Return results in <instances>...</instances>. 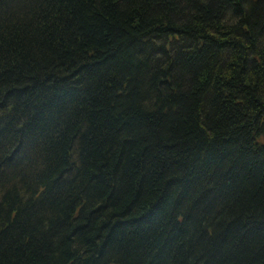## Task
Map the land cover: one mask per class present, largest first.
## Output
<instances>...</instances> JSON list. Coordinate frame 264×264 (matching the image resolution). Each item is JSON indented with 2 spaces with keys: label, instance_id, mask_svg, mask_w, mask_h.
Segmentation results:
<instances>
[{
  "label": "trees",
  "instance_id": "trees-1",
  "mask_svg": "<svg viewBox=\"0 0 264 264\" xmlns=\"http://www.w3.org/2000/svg\"><path fill=\"white\" fill-rule=\"evenodd\" d=\"M0 264H264V0H0Z\"/></svg>",
  "mask_w": 264,
  "mask_h": 264
}]
</instances>
